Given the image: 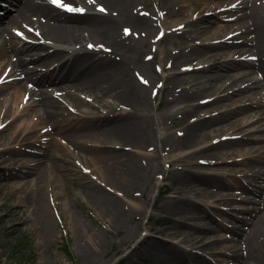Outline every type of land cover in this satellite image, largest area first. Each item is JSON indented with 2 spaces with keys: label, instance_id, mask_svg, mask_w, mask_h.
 Returning <instances> with one entry per match:
<instances>
[{
  "label": "bare ground",
  "instance_id": "obj_1",
  "mask_svg": "<svg viewBox=\"0 0 264 264\" xmlns=\"http://www.w3.org/2000/svg\"><path fill=\"white\" fill-rule=\"evenodd\" d=\"M62 2L83 11H68L51 0H8L7 7L16 12L6 22V14H0V211L7 209L0 223H11L0 245L21 231L50 235L46 185L69 186L71 178L85 173L79 194L97 205L106 226L122 227L130 216L146 214L138 198L155 169L162 180L174 183L155 204L187 218L160 230L175 242L145 235L137 243L139 258L156 257L152 264H216L187 244L211 250L224 239L211 233L230 229L240 238L221 264H264V145L250 144L252 137L264 139V0H159V13L165 15L161 29L147 13L146 0ZM98 6L105 11L95 10ZM187 7L192 15L182 24L178 19L187 17ZM208 10L214 14L199 16ZM191 26H196L194 35L184 29ZM222 30L229 31L230 41H210ZM169 41L179 45L178 53L156 46ZM235 41L238 45L228 48ZM161 54L166 76L154 63ZM154 89H164L166 101L157 114L147 97ZM112 92L118 103H108L109 110L93 106L92 98L103 101ZM236 101L242 102L237 108L209 113ZM251 105L258 109L247 111ZM239 113L245 127L232 120ZM171 118L174 126L186 124L161 132ZM257 121L262 122L253 129L258 133L236 135ZM254 149L260 153L250 156ZM177 152L183 156L174 157ZM236 153L246 156L227 166L225 156ZM63 155L83 163L69 166ZM164 155L171 170L163 169ZM180 161L206 170L179 166ZM211 164L228 172L212 171ZM240 165L249 169L232 179L230 171ZM226 186L255 196L241 198L253 204L242 208L241 226L225 217L237 199L224 193ZM96 232L97 246L94 238L81 242L80 234L79 243L87 253L97 250L98 257L102 232ZM136 236L129 230L123 243Z\"/></svg>",
  "mask_w": 264,
  "mask_h": 264
},
{
  "label": "rangeland",
  "instance_id": "obj_2",
  "mask_svg": "<svg viewBox=\"0 0 264 264\" xmlns=\"http://www.w3.org/2000/svg\"><path fill=\"white\" fill-rule=\"evenodd\" d=\"M232 0H227V3H230ZM0 2L3 3V5L8 6L7 0H0ZM187 4V3H185ZM147 6V13L152 16L153 20L159 24V28L161 29V25L164 24L165 21V15L159 13V0H146ZM102 7L98 6L95 10H100ZM189 9V14L187 17H181L178 19V22H183L182 24H186L188 18H191L192 12L190 10V7H187ZM6 10L2 12V15L5 17V22L8 20V17L11 16L16 12V9H12V7H6ZM216 11H219L216 10ZM215 11V12H216ZM228 13V12H227ZM214 14L212 10H208L204 12L203 14L199 16H205V15H211ZM230 14V12H229ZM229 15L227 14V17ZM197 14H193L192 18H196ZM227 20V19H226ZM226 20H222L223 22H227ZM177 22V21H176ZM184 29L190 30V34H195L196 26L191 27H184ZM229 31H220L219 33L212 36L210 41H217V40H228L230 41V34ZM157 40V38H156ZM230 47L232 48L236 45H238V42L231 43ZM156 46L159 49H162L163 47H166L167 49H170L171 51H175L178 53L179 45L176 44V42L169 41L168 43H162V44H156ZM166 54V53H165ZM28 56V55H27ZM26 56V57H27ZM153 56V55H152ZM179 56V55H177ZM69 55H66L64 59H67ZM28 58V57H27ZM164 58V55H160L157 60L154 61V63L160 68L161 74L164 76L168 75V72L162 70V62L161 59ZM170 57L168 58V60ZM225 59V58H224ZM221 60V61H224ZM71 61L67 62V65H69ZM44 66H39L40 70H42ZM163 96H164V89H154L150 91L147 95L148 102L152 106L153 112L155 114L159 113L161 108L160 105H165L166 101L163 102ZM236 97V96H235ZM92 103L95 108L98 109H107L109 110L108 103L117 104L118 99L114 92L110 93L106 97L103 98V101H98L96 98H92ZM69 104V103H68ZM242 104L241 101L231 102V104L223 109L218 110H211L210 114H216L218 112L224 111L227 108L233 109L237 108ZM184 104H178L177 107L183 106ZM70 109L73 112H77V109L73 107L72 104H69ZM207 107V106H206ZM83 109L89 110V107H84ZM258 108L254 105H251L247 108V111L254 112ZM244 113H239L235 117L232 118V120L238 119L240 116L242 117ZM29 116V113L27 115H24L21 119L18 120L17 124H20V122ZM244 116V115H243ZM246 119H238V126L239 127H245L243 123H245ZM173 118L169 119V122H167V126L162 129L161 132H175L182 128L186 123L183 125L174 126ZM262 122H254L253 124L246 126L247 131L246 132H239L237 131L238 136H248L255 133H258L257 131H254L253 129L258 128ZM46 130L53 131L51 128H47ZM45 131V130H44ZM42 131V133H44ZM231 131H234V129H231ZM228 131V132H231ZM227 132V133H228ZM51 136L56 137L55 140H59L60 138L55 134V132H51ZM58 137V138H57ZM251 145L260 146L264 145V139L257 140L254 137H252ZM62 142V141H61ZM159 144H157L158 146ZM2 146H5V142H3ZM154 151H158V148L154 149ZM260 152L257 149H254L251 151L250 156H257ZM183 153L177 152L174 157H182ZM246 155L236 153V154H230L228 156H225L227 166H236L235 163H231L237 160H241L242 158H245ZM63 158L65 163H69V166H71L74 162H81L83 161L76 157V156H66L63 155ZM162 159V166L165 170H171L173 166L169 165L166 160L168 158H165V155ZM179 166H183L185 168H191L193 170H206L205 168H200L196 164H191L189 161H180L177 163ZM225 166V165H224ZM209 167H213V169H210L212 171H223L228 172V169L223 167V165H217V164H211ZM219 169V170H216ZM249 169V167L245 165L237 166L235 170L230 171V173L233 174L232 179L238 177L240 174H245V172ZM66 173V172H65ZM152 178L149 182L148 188L144 192V196L141 198H138V201L141 203L142 206H145L147 212L145 215L141 216L140 218H133L130 216L129 218L125 219L123 222L122 227H114V226H106L103 222V218L100 215V211L97 208V205L88 199L86 195L79 194V191L77 188L81 185L82 181H85L87 179L88 174H82L79 176H83V178L79 179H72V182L70 185H63L61 183H54L47 184L45 188V194H46V206L49 209L51 221H52V230L50 235L45 236L43 238H39L38 235L35 232H32L30 230L27 231H21L18 234H16L14 237H10L7 240H4L0 245V264H118L120 261H123V264H133L134 262H139L140 264H152L155 262L156 257L147 258V257H141L139 258L136 254V247L137 243L141 241L145 235L147 234H156L158 237L163 238L167 241H173L175 242L177 238H172L170 234L168 233H161L160 230L162 229H168L173 227V223L178 220H184L187 217L185 215H177L175 211H172L171 209H168V211H163L158 207V203L155 204V201L165 199V194L172 190V187L174 186V183L171 181H164L160 177V173L157 172L155 169L151 171ZM96 175V174H93ZM75 176V174H73ZM69 184V183H68ZM173 185V186H172ZM168 188L167 191H165ZM224 193H227V196L231 197V194L235 196L237 199H235L231 203L230 213L225 215L227 220L230 222L233 221L232 224H234L236 227L241 226L242 223V217L245 215L241 210L242 208L249 207L253 204L246 203L241 198L243 197H255L251 191L244 190L240 188L235 187H223ZM78 193V194H77ZM231 193V194H230ZM159 202V201H158ZM9 206V205H8ZM223 206V205H222ZM225 207V206H224ZM2 210L0 211V215L3 212H6V208L2 207ZM213 212V210L211 209ZM150 214L153 215V218L150 219ZM82 217L86 224L83 229L79 228V222L78 217ZM1 218V217H0ZM207 222L213 226H216V223L209 218H206ZM11 223H0V238L2 237L3 233H5L8 229V226ZM107 229V231L104 230V228ZM97 229H99L101 234V243L99 245V255L97 257V250L95 253H87L86 252V245L84 244L83 247H81L82 244L79 243V234L83 236V240L81 242H85L88 239L94 238L92 244L96 243L97 246V237L94 235L97 233ZM129 230H134L138 237L136 236L135 240H132L131 242L124 244L123 240L126 238V235ZM211 234H219V236L223 237L224 239L219 240L215 248L211 250H203L200 246H191L187 244L188 246L195 249L196 252L202 253L206 255L207 259L213 260L216 264H221L225 260H229L227 253L232 248V246L237 242L238 238H240V235L235 233V231H232L230 229H221L220 231L213 232ZM207 239L205 240V242ZM90 243V242H89ZM68 245L73 257H70L64 250V246ZM90 245V244H89ZM135 250V251H134ZM134 251V252H133Z\"/></svg>",
  "mask_w": 264,
  "mask_h": 264
},
{
  "label": "snow or ice",
  "instance_id": "obj_3",
  "mask_svg": "<svg viewBox=\"0 0 264 264\" xmlns=\"http://www.w3.org/2000/svg\"><path fill=\"white\" fill-rule=\"evenodd\" d=\"M51 3L57 5L58 7H66L68 11H83V9H75V8H72L71 6L64 5L62 0H51ZM100 11L103 12L105 10L103 8H101Z\"/></svg>",
  "mask_w": 264,
  "mask_h": 264
},
{
  "label": "trees",
  "instance_id": "obj_4",
  "mask_svg": "<svg viewBox=\"0 0 264 264\" xmlns=\"http://www.w3.org/2000/svg\"><path fill=\"white\" fill-rule=\"evenodd\" d=\"M64 250H65V252H66L70 257H73V255H72V253H71V251H70L68 245H65V246H64Z\"/></svg>",
  "mask_w": 264,
  "mask_h": 264
}]
</instances>
